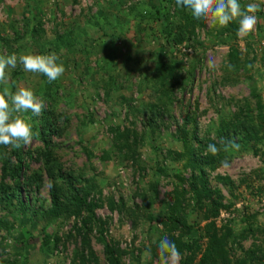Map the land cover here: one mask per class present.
Masks as SVG:
<instances>
[{
	"label": "rangeland",
	"instance_id": "rangeland-1",
	"mask_svg": "<svg viewBox=\"0 0 264 264\" xmlns=\"http://www.w3.org/2000/svg\"><path fill=\"white\" fill-rule=\"evenodd\" d=\"M240 3L264 8V0ZM155 9L162 10L157 19ZM256 16L254 30L240 38L238 20L226 27L195 20L175 0H0V55L55 53L65 68L50 93L43 90L46 76L25 72L18 62L6 69L9 81L0 91L30 88L45 101L39 117L23 115L37 126L46 111L54 114V129L63 132L54 130L52 163L67 177L63 184L68 176L77 180L74 191L65 185L68 193L59 195L52 217L43 166L36 155L24 164L29 179L21 177L18 195L28 208H0V264H80L81 254L87 264L94 258L104 264L102 240L121 252L122 264H159L158 256L144 253L165 236L193 246L192 264L212 242L222 243L229 264H264V11ZM257 101L260 125L252 118ZM182 127L188 139L216 142L221 132L219 144L231 138L239 149L220 151L208 173L226 208L207 218L188 195V206L172 216L193 230L186 234L179 226L168 234L175 178L191 175ZM133 134L140 141L135 156L125 155L135 158L122 161L112 148L132 145ZM41 143L34 138L22 149L34 154ZM225 159L227 170L220 167ZM61 181L57 176L58 186ZM76 198L98 206L93 213L101 223L89 234L81 232L88 213L77 209ZM109 202L120 207L111 212ZM185 257L189 251L179 264Z\"/></svg>",
	"mask_w": 264,
	"mask_h": 264
},
{
	"label": "trees",
	"instance_id": "trees-1",
	"mask_svg": "<svg viewBox=\"0 0 264 264\" xmlns=\"http://www.w3.org/2000/svg\"><path fill=\"white\" fill-rule=\"evenodd\" d=\"M162 11V10H161ZM159 9H155V16L154 18H159L160 12ZM152 20V19H151ZM149 20V21H151ZM173 30V29H171ZM175 30V29H174ZM238 58V57H236ZM235 58V59H236ZM171 73V72H170ZM169 73V74H170ZM50 83H46L43 85V90L46 92H50ZM51 93V92H50ZM47 96H49V93H47ZM47 98V97H46ZM254 111L256 115V120L260 121L258 125L262 124L263 122V107L262 103L260 101H257L254 105ZM152 116L154 119L156 116L159 115L158 112H156L155 108L154 111H151ZM42 120H40L39 124H36L37 126L33 125V139L39 138V140L43 144V149H37L35 150V153L33 154L29 151H25L22 149L23 146H21L19 149L13 148L12 146H3L0 145V161H1V171H0V208L3 211H6L7 208H10L11 206H16V208L20 211H27V206L24 204L23 201L20 200L19 197V191L22 189V183L20 182L21 177H24L25 180L28 181L29 176H27L25 171L27 170V166L24 164H28L30 159H32L36 155V161L38 163H41L43 166L46 178L49 181L52 182V187L50 190V197H51V211L46 212L47 214L50 213V216L57 217V211L59 210L58 207V198L60 194H66L68 191L72 190L74 191V183L75 178L72 176H68V183L66 185L63 184V182H67V177L64 174H59L55 168L54 163H52V155H50V149L49 145L52 139V136L54 135V130L57 132H60L62 134L63 128L60 129H54L56 125L58 124L57 118L54 116L53 113L47 112L46 114L41 117ZM35 121V118L33 119ZM32 121V122H33ZM92 122L90 118L87 119V122ZM188 121V118L186 119ZM152 123V121L149 122V125ZM239 121L236 122V124H224L226 128H235L239 125ZM242 123H245L244 121ZM223 126V127H224ZM254 126V125H253ZM151 127V126H150ZM152 128V127H151ZM220 130V129H219ZM180 131V138L183 148L185 149L186 157L188 160V164L185 165V168H187L191 175L190 179H182L181 177L175 178L177 181V184L173 186V204L169 207L170 216L169 224H166L167 233L169 234L172 230H176L179 226L183 228L184 233H190L193 228L191 226H188L187 224L180 223L179 219L177 217H174L172 215H177L182 208L188 206L186 203V198L188 195L191 196L190 199H188L191 202V206H193L194 209H197L198 211L203 210L205 217L206 213L209 214L210 217L215 219L218 215L221 209L226 208L222 203V196L220 193L216 190H214L210 186V182L208 179V173L213 171L216 167V164L218 163V159L216 156H212L206 152V146L209 143H215L218 147H221V151L224 150L223 146L218 143L219 136H221V132L218 133V136L216 137V142L205 139V140H198L197 138H190L188 139L189 134L186 132L184 127L179 129ZM122 137V135H121ZM131 141L133 142L132 145L126 144L125 146L116 149L114 146L113 154L114 156H120L122 158V161H125L128 159H133L135 157L127 156L125 154L132 152L133 156H135L137 145L139 144V138L137 135L130 136ZM129 138V139H130ZM127 139V140H129ZM231 139V138H230ZM244 142V141H241ZM10 149H7V148ZM9 150V151H8ZM184 155V154H183ZM107 156V155H106ZM184 157H179V159H183ZM105 159V158H104ZM29 160V161H28ZM60 177V186L56 184V177ZM34 179V177H33ZM222 180V179H220ZM35 181V179H34ZM77 181V180H76ZM38 184H41L42 178L40 176H37ZM27 183V182H26ZM23 185H26L23 183ZM68 188L67 189L65 188ZM60 187V188H59ZM83 191V190H82ZM84 192V191H83ZM90 191H88L89 193ZM87 194V191H85ZM87 198V196H86ZM75 201L78 202L77 209L82 210L86 213H88V217L86 219H83V228L84 230L81 232L89 234L92 229L98 224L101 223L100 221L97 222L94 218V209L98 206L96 204H87V199H75ZM143 204H147L146 200L143 199ZM120 206H116L113 202H109L108 208L111 212H113L115 209L119 208ZM72 212V211H71ZM74 214V212H72ZM10 214V211H9ZM169 225L172 226V229H169ZM210 227H213V224L210 225ZM228 233V231H227ZM103 242V255H104V264H122L121 259V252H119L118 249H115L112 247L110 243H107L106 241L102 240ZM172 241V240H170ZM173 242V241H172ZM174 243L180 253L183 251L190 252L191 257H185V259L182 261V264H192L193 259L195 258V250L193 246H190L188 243H182L179 241L174 240ZM56 245V244H54ZM50 247H52L50 245ZM222 243L220 244H214L209 243L207 246V251L202 256V258L199 261V264H229L227 258L225 257L224 253L222 251ZM148 250L151 251V254L153 257L157 258V245H155L153 248H148ZM80 264H87V259L85 260L83 255L81 254L79 256ZM135 261V260H134ZM133 261V262H134ZM15 264V263H11ZM94 264H99V261L94 258ZM135 264H141V261L137 260Z\"/></svg>",
	"mask_w": 264,
	"mask_h": 264
},
{
	"label": "clouds",
	"instance_id": "clouds-1",
	"mask_svg": "<svg viewBox=\"0 0 264 264\" xmlns=\"http://www.w3.org/2000/svg\"><path fill=\"white\" fill-rule=\"evenodd\" d=\"M176 5L189 12L195 20H208L213 25L226 27L230 22L238 20L237 36L244 38L255 28L257 23L256 13L264 11L259 4L248 3L242 6L240 0H175ZM55 53L49 54H16L0 55V85H7L8 68L14 69L17 63L23 65V70L30 73H39L47 77L49 83L60 78L65 72L63 63H58ZM209 69L216 67L214 62H209ZM230 69L232 65H227ZM45 106V101L38 97L30 88L19 87L15 92L5 87L0 91V145L12 146L19 149L22 144L30 145L33 141V129L30 119L24 113H31L39 117ZM220 144L225 150H238L239 144L235 139L221 138ZM221 151L215 143L206 146V152L216 156ZM220 167L227 170L230 163L227 159L220 162ZM51 189L52 182H48ZM159 264H179L181 253L175 243L167 236L162 238L157 245ZM144 255L151 257V251L146 250Z\"/></svg>",
	"mask_w": 264,
	"mask_h": 264
}]
</instances>
